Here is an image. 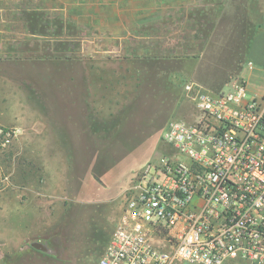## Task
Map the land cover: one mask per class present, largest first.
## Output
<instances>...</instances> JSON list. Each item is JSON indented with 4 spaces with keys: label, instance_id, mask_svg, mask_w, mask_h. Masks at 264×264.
<instances>
[{
    "label": "crops",
    "instance_id": "1",
    "mask_svg": "<svg viewBox=\"0 0 264 264\" xmlns=\"http://www.w3.org/2000/svg\"><path fill=\"white\" fill-rule=\"evenodd\" d=\"M46 2L0 0V127L22 134L14 145L20 149L17 153H25V149L34 147L40 150L37 155L27 153L13 157L11 174L16 183L6 195L5 207L0 208L6 211L8 225L28 228L26 236L38 234L33 228L38 227L44 204H52L56 195L68 197L78 187L85 189L88 149L94 142L97 144L89 133L94 130L93 123L99 124L95 131L100 138L102 124L109 126L110 119L124 113L127 105L132 102L145 104L147 98L157 102L158 78L170 80L178 70L172 62L167 70H159L155 65L161 58L157 55H130L132 45L135 50L152 52V48H147L155 46L157 41L151 38L152 31L157 33L158 30L144 22L157 20L159 13L172 14L174 0L48 2L54 18L60 22L63 11L66 14L65 5L70 6L66 16L73 21L78 20L77 7L85 5L84 17L87 24L92 25L85 31L87 35L89 32L91 36H102L100 51L123 49L128 53L124 56L127 63L153 59L141 73L138 70V73L134 72L135 79L130 75L133 80L129 84L125 76L128 66L123 61H118L115 66V62L95 61L93 55L81 58L40 55L39 52L46 51ZM31 22L36 28H31ZM240 32V36L235 32L232 34L230 28L231 37L213 35L209 38L201 51V80L197 75V62L200 60L190 69L196 83L207 88L202 74L208 66V59H214L213 55L220 52V48L217 50L213 45L228 43L227 38H240L245 42L244 64L241 61L237 63L241 71L252 73L258 67L264 71V0H248ZM126 40L132 44L131 47H126ZM94 46L93 43L87 44V51L89 47V52H94ZM30 52L38 54L31 56ZM162 60L167 62L168 58ZM241 78L245 79L243 74ZM113 83L116 88L109 90L107 87ZM186 103L193 107L192 118H178L194 121L197 110L189 100L177 99L169 106L175 110L185 109ZM33 135L36 139H32Z\"/></svg>",
    "mask_w": 264,
    "mask_h": 264
},
{
    "label": "rangeland",
    "instance_id": "2",
    "mask_svg": "<svg viewBox=\"0 0 264 264\" xmlns=\"http://www.w3.org/2000/svg\"><path fill=\"white\" fill-rule=\"evenodd\" d=\"M48 2L52 0L46 2V51L39 52L40 55L44 54L50 58L56 56L81 58L93 55L95 61H111L115 62L113 64L115 66L118 61H123L128 66L125 73L127 84L133 80L130 75L135 79L137 76L134 72L138 70L141 73L142 69L153 61L147 59L127 63L128 60L124 56L128 53L123 49L100 51L102 36H91L89 32L87 35L85 31L87 27H92L91 24H87L84 17L85 5L78 4V20L73 21L66 16L69 15L66 11H70V6L63 4L67 9L65 15L63 11L60 22L54 18V12L49 9L51 5H48ZM247 2L248 0H174L172 9L174 14L159 13L157 20L144 22L145 25L150 27L153 25L158 30L157 33L152 31L151 38L157 41L155 46L147 48L148 50L152 48V52L135 50L128 40L125 41L126 47L132 45L131 56L157 55L161 59H158L155 66L165 71L172 62V65L178 66L176 75H172L170 80L158 78L157 102H151L149 98L141 105L132 102L130 106L127 105L124 113L121 112L114 119L111 116L109 126L102 124L100 138H97L99 135L95 131L99 124L93 123L94 130L89 133L95 137L97 144L93 138V147L88 149V173L86 183L83 185L85 189L78 187L72 190L68 197L56 195L52 204H44L38 227L33 228L34 231H38L37 235L26 236L28 228H14L8 225L6 211L0 210V264L98 263L112 238L126 199L132 192L136 175L150 161L172 152L162 140L169 122L178 116L192 118L193 107L190 104L186 103L185 109L176 110L169 104L177 99H186L184 86L196 81L191 76L190 69L198 60L200 61L197 62V75L201 80V51L211 36L231 37L230 28L232 34L235 32L238 36L241 35ZM31 28H36L32 22ZM227 39L228 43L213 45L216 49L220 48V52L219 55H213L214 59L211 60V57L208 59V66L202 74L206 87L214 91L229 90L233 87V81L241 78L243 74L251 91L248 96L250 97L252 93H261L264 90V71L259 67L252 73L247 70L241 71L237 63L241 61L244 64L245 42L240 38ZM90 43L95 45V50L91 53L89 47L88 51L86 48ZM30 54L33 56L38 53ZM162 58H168V61L164 62ZM107 88L110 90L116 86L113 83ZM21 135L18 134L8 146L2 145L3 139L0 137L1 209L6 205L5 201L8 198L6 195L16 183L11 174L13 157L40 153L36 147L25 149V153H17L20 149H16L14 145ZM32 139H36V136L33 135Z\"/></svg>",
    "mask_w": 264,
    "mask_h": 264
},
{
    "label": "built area",
    "instance_id": "3",
    "mask_svg": "<svg viewBox=\"0 0 264 264\" xmlns=\"http://www.w3.org/2000/svg\"><path fill=\"white\" fill-rule=\"evenodd\" d=\"M184 91L196 119L169 122L172 152L138 172L97 264H264V90ZM17 135L0 127L3 146Z\"/></svg>",
    "mask_w": 264,
    "mask_h": 264
}]
</instances>
